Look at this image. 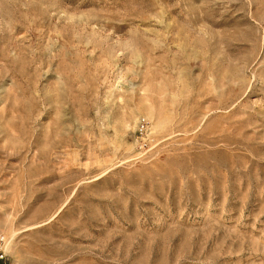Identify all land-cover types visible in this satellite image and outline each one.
<instances>
[{
    "label": "rangeland",
    "instance_id": "obj_1",
    "mask_svg": "<svg viewBox=\"0 0 264 264\" xmlns=\"http://www.w3.org/2000/svg\"><path fill=\"white\" fill-rule=\"evenodd\" d=\"M0 251L264 264V0H0Z\"/></svg>",
    "mask_w": 264,
    "mask_h": 264
},
{
    "label": "built area",
    "instance_id": "obj_2",
    "mask_svg": "<svg viewBox=\"0 0 264 264\" xmlns=\"http://www.w3.org/2000/svg\"><path fill=\"white\" fill-rule=\"evenodd\" d=\"M140 126H141V129L143 130L144 127H145V123H144V121H142V122L140 123ZM2 258H3V255L1 254V251H0V259H2Z\"/></svg>",
    "mask_w": 264,
    "mask_h": 264
}]
</instances>
